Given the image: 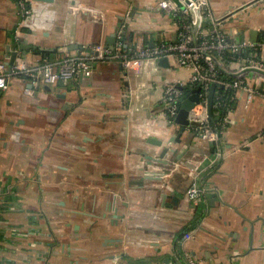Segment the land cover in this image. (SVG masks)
Here are the masks:
<instances>
[{
  "label": "crops",
  "instance_id": "obj_1",
  "mask_svg": "<svg viewBox=\"0 0 264 264\" xmlns=\"http://www.w3.org/2000/svg\"><path fill=\"white\" fill-rule=\"evenodd\" d=\"M26 1L24 17L19 0H0L9 68L110 48L123 25L127 44L177 37L156 0ZM249 1L209 0L229 41L264 42V0ZM165 58L97 61L90 75L51 84L10 77L0 90V264H264V73L243 71L261 94L235 91L216 143L169 117L165 88L182 96L200 84ZM196 178L198 203L186 192Z\"/></svg>",
  "mask_w": 264,
  "mask_h": 264
},
{
  "label": "built area",
  "instance_id": "obj_2",
  "mask_svg": "<svg viewBox=\"0 0 264 264\" xmlns=\"http://www.w3.org/2000/svg\"><path fill=\"white\" fill-rule=\"evenodd\" d=\"M256 0H250L253 2ZM24 17L31 14L26 0H19ZM159 9L164 10L177 26V37L173 41H160L155 45L144 42L142 37L127 44L122 34L125 25L119 28L111 48L99 43L86 46L79 54H65L58 60L44 61L34 65L20 63L15 68H9L0 62V90L8 87L13 74H27L33 82L41 80L51 84L57 81H67L77 76H87L93 71V64L97 61L116 60L125 68L139 64L141 61H155L161 57H173L180 66L191 70L188 83L200 84L199 101L189 110L190 124L200 133H209L214 141H220L222 132L229 123L230 102L235 91L244 90L248 100L261 94V89L249 84L243 71L251 69L264 73V42L256 43L250 40L242 42L229 41L220 31L225 15L217 16L211 9L209 0H156ZM97 20H103V13L91 10ZM24 20V19H23ZM20 22V26L25 25ZM264 36V32H263ZM251 53H244L245 50ZM263 49L259 57L255 51ZM233 75L230 81L221 79V74ZM216 83L214 90L215 105L221 104L226 112L222 116L219 127L212 128L209 124L210 116L207 109L209 86ZM234 89L233 95L228 96L220 92L217 86ZM181 89L178 85H168L165 88L162 102L167 106L169 117L175 118L179 110ZM264 135V131L259 134ZM203 184L200 179L194 181L187 188L188 197L195 203L201 201Z\"/></svg>",
  "mask_w": 264,
  "mask_h": 264
},
{
  "label": "water",
  "instance_id": "obj_3",
  "mask_svg": "<svg viewBox=\"0 0 264 264\" xmlns=\"http://www.w3.org/2000/svg\"><path fill=\"white\" fill-rule=\"evenodd\" d=\"M246 6V3L242 4L237 9H234L232 12H230L229 15H232L234 13H237L240 9L244 8ZM110 48L112 47L111 41L109 43ZM167 58L161 57L160 63L166 61ZM216 87V83L212 82L209 86V92H208V99H207V109L209 116L211 118L212 116V107H213V95L214 90ZM201 91V86L198 85L194 88H187V91L181 96L180 102H179V110L176 116V122L186 126L190 123V120L188 118L189 110L194 106L196 102L199 101V92ZM183 129V128H182Z\"/></svg>",
  "mask_w": 264,
  "mask_h": 264
},
{
  "label": "trees",
  "instance_id": "obj_4",
  "mask_svg": "<svg viewBox=\"0 0 264 264\" xmlns=\"http://www.w3.org/2000/svg\"><path fill=\"white\" fill-rule=\"evenodd\" d=\"M126 35H125V33L123 32V34H122V38H123V40L125 41V39H124V37H125ZM126 42V41H125ZM222 73V72H221ZM221 79H223V80H232L233 78H234V76L233 75H227V74H225L224 72L221 74ZM217 89L220 91V92H224V93H226V94H228V96H230V95H233V93H234V89H231V88H223L221 85H218L217 86ZM215 103H216V99H214V97H213V107H212V116H211V118H210V120H209V124H210V126L212 127V128H217V127H219V123H220V120H221V118H222V116L225 114V112H226V109H225V107L224 106H222L221 104H219L218 106L217 105H215ZM231 103H232V101L230 102V105H231ZM215 147H216V143H214L213 144V149L212 150H214L215 149Z\"/></svg>",
  "mask_w": 264,
  "mask_h": 264
}]
</instances>
